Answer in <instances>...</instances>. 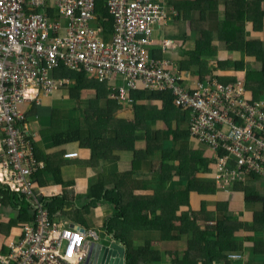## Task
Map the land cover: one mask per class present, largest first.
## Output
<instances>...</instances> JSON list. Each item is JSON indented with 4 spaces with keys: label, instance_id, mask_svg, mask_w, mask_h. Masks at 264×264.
Returning <instances> with one entry per match:
<instances>
[{
    "label": "crops",
    "instance_id": "0c3cea01",
    "mask_svg": "<svg viewBox=\"0 0 264 264\" xmlns=\"http://www.w3.org/2000/svg\"><path fill=\"white\" fill-rule=\"evenodd\" d=\"M194 1L204 9L200 18L190 10ZM166 4L176 11V16L154 29L150 52L154 58L163 59L165 47H173V60L168 57V61L178 64L183 83L191 84L214 72L221 81L220 76H233L222 82L240 78L247 85L246 71H259L255 66L261 68V63L245 53V43L228 39L230 34L240 36V19L229 17L226 21L227 13L235 9L233 0H166ZM194 24L197 27H192ZM246 34L252 40L248 30ZM200 37L207 38L210 48H204L197 57L193 52L197 50ZM260 41L264 47V40ZM232 45L235 50H228ZM182 61L187 62L183 69L180 68ZM240 63L243 65L241 70L234 67ZM72 79L67 88L55 90L52 94L44 93L41 102H24L27 106L22 107L26 117L25 137L30 139L37 158L45 164L36 175L39 203H43L51 219L58 224L80 226L85 231L98 233V242L87 240L85 243L87 257L92 253L97 255L102 244L110 245L115 240L124 248L126 261L131 250L141 251L150 245V252L160 253L156 262L168 264L175 255L181 256L185 252L186 243L163 240L155 228L158 226H153L149 234L142 232L144 220L132 217L135 206L131 204L134 197L173 194L184 189L187 179L192 177L211 181L210 173L216 160L214 151L189 135L188 112L176 106L165 108L163 99L151 96L153 91L139 87L130 93L129 99L120 103L116 100L119 105H115L107 98L113 99L110 95L113 86L124 84L120 77L101 82L104 84L100 86H107L110 90L108 97L103 94L104 90L92 85L73 95L72 83H76V78ZM89 79L97 80L93 76L87 77ZM246 94L251 96L249 88H246ZM96 102L105 107L112 105L114 120L92 129L84 127L79 138L66 140L64 133L71 127V117L74 120L84 115L89 119L98 118ZM172 132L176 133L175 139ZM100 135L101 139H95ZM87 140H94V145L84 144ZM113 140L116 142L111 144ZM70 152L79 154L66 156ZM184 162L190 164L187 173L163 179L170 167L181 166ZM250 176L252 178L246 176L243 181L232 184L227 193L217 190L210 193L212 196L206 198V208L208 212L214 211L215 216L232 215L237 220L240 218V223L247 224L248 229L240 228L235 234L238 237L237 254L242 259L238 262L263 264L264 202L247 200L244 192L252 190L264 199V179ZM189 198L192 208L197 210L200 196L190 194ZM36 214L33 202L27 196L0 186V255L8 253L6 246L9 243L20 241L23 227L34 222ZM144 214L150 213L145 210ZM254 219L258 220L257 223L253 222ZM213 223L206 225L212 228ZM150 252L146 262L139 260V264H156ZM169 253L171 257L165 256ZM147 260L153 261L149 263Z\"/></svg>",
    "mask_w": 264,
    "mask_h": 264
},
{
    "label": "built area",
    "instance_id": "2783aa9c",
    "mask_svg": "<svg viewBox=\"0 0 264 264\" xmlns=\"http://www.w3.org/2000/svg\"><path fill=\"white\" fill-rule=\"evenodd\" d=\"M98 2L0 0V186L27 196L37 212L0 264H82L86 240L99 241L95 231L54 222L39 203L36 175L45 164L25 137L19 104L41 102L44 93L68 87L73 79L58 75L62 69L85 71L99 82L120 77L124 84L110 94L119 103L139 83L151 91L169 90L189 113V135L215 153L217 190L228 191L252 174L264 179V99L249 100L241 79L222 82L207 75L183 83L178 64L153 58L154 29L176 16L166 0H105L111 32L99 24Z\"/></svg>",
    "mask_w": 264,
    "mask_h": 264
},
{
    "label": "trees",
    "instance_id": "16d2710c",
    "mask_svg": "<svg viewBox=\"0 0 264 264\" xmlns=\"http://www.w3.org/2000/svg\"><path fill=\"white\" fill-rule=\"evenodd\" d=\"M233 2H235V9L234 11L227 13L226 21L229 17H238V19H240V36L230 34L228 39L236 43L244 42L245 53L249 54L250 58L261 63V69L259 71L252 69L246 71L245 82L247 85L245 86L246 88H249V93L251 95L248 96L246 94V97L249 100L259 98L264 99V50L257 49L258 44H260L259 42H261L260 39L262 41L264 40V0H233ZM182 9L184 10V7H182ZM190 10L193 13L198 14L199 18L202 17L204 13V9L201 8V5L197 1L192 3ZM98 16L100 18L99 24L103 25L108 31L111 32L113 19L109 13V10L106 8L105 0H99L98 2ZM192 27H197V24H194ZM246 30H248L250 33L249 35L252 36V40L247 37ZM106 39L109 40L110 37L106 36ZM229 47L230 48L228 50H235L233 45ZM204 48H210V44L206 37H200L197 42V50L193 52V55L197 57L199 55L200 57L201 51ZM186 63L187 62L182 61V66H180V68L183 69L185 67L184 64ZM242 66V63L234 64V67L239 68L240 70L242 69ZM57 74L76 78V83H72L73 95L76 94L77 90L81 91L85 88V86L92 85L99 87V89L102 91L104 90L105 92H103V94L106 95V97L109 96V88L107 86H100L104 83H101L95 79L87 80V77L90 75H88L85 71L76 72L70 69H62L57 71ZM220 78L223 80H228L233 78V76L225 75L220 76ZM136 90L137 89H135V91ZM144 90L146 91L148 89ZM132 91L134 90H131V92ZM78 96H80V94H78ZM151 96L159 99L161 98V100L163 99L165 108L168 106L179 107L174 103L173 96L169 90L163 92L153 91ZM109 98H107V100L113 101L115 105H119L115 99L110 100ZM113 110V106L108 105L107 107L103 106V108H97L98 118L89 119L84 115L83 117L74 120L71 117V120L69 121L71 127H69V131L64 133V135L67 137L66 140L79 138L80 136H78V134L81 135V130L84 127H90L92 129L95 126L100 127L102 124L110 123L114 120ZM59 120L61 121L62 118H59ZM125 132L128 131L125 130ZM172 135L175 139L176 133L172 132ZM101 137L102 136L100 135L99 138L97 137L95 139H101ZM118 139H120V137H118ZM93 141L87 140L84 144L93 146ZM165 152L167 153L168 149H166ZM189 165L190 164L187 162H184L181 164V166L170 167L165 172L163 179L171 178L173 175L183 176V174L189 171ZM252 175L253 177L261 178L260 180H262L261 176L256 174ZM250 178H252V176L248 177V179ZM194 179V177L187 179L186 187L174 192L173 194L164 197H161L160 195L151 197L153 199L156 198V200L160 199V210H158L159 213H156L154 218L155 220H150L151 229L153 226H158L155 228L160 232L161 238L163 240L184 241V243H186L185 252L181 256L175 255V259L172 261L170 260L168 264H239L238 261L229 259L228 255L237 253L238 246L236 240L238 237H236L235 234L240 232V228L248 229V225L240 223V218L237 220L232 215L215 216L214 211L208 212L206 208V198L212 196L210 193H214L216 188L215 184L210 180L199 181ZM161 184L163 185V183ZM190 194H196L197 196H200L201 200L197 210H194L191 206L192 202L189 198ZM244 194L247 200L264 202V199L257 196L252 190H245ZM121 198L123 199V197ZM151 198L134 197L133 203H129L135 206L132 217L140 218L146 221L149 214L145 215V210L153 215L154 209L150 202ZM116 201L119 205V198H117ZM157 204H159V202ZM257 221V219L253 220L254 223H257ZM209 222H214L212 228L206 225ZM249 230H252V228L249 227ZM150 251V245L145 246V248L141 251L135 252L131 250L127 255V263L139 264V260L146 262V256H148ZM141 255L142 259L140 258ZM149 255H151L153 258L155 257L154 262H156L160 257V253L155 251L150 252ZM165 256L171 257L172 254H165ZM152 261L153 260H151V262ZM147 262L151 263L150 260H147Z\"/></svg>",
    "mask_w": 264,
    "mask_h": 264
},
{
    "label": "water",
    "instance_id": "95a60500",
    "mask_svg": "<svg viewBox=\"0 0 264 264\" xmlns=\"http://www.w3.org/2000/svg\"><path fill=\"white\" fill-rule=\"evenodd\" d=\"M81 231L85 232L84 229ZM124 253V248L114 240L110 245L102 244L98 254L94 255L92 253L89 255L84 264H127Z\"/></svg>",
    "mask_w": 264,
    "mask_h": 264
},
{
    "label": "rangeland",
    "instance_id": "374dc122",
    "mask_svg": "<svg viewBox=\"0 0 264 264\" xmlns=\"http://www.w3.org/2000/svg\"><path fill=\"white\" fill-rule=\"evenodd\" d=\"M221 19H222V17H221ZM181 24L183 25V23H182V21H181ZM165 46V45H164ZM167 47V46H166ZM165 47V50H164V54H163V59H161V60H165V61H168L169 59H168V57L170 58V59H172L173 60V57H174V55L171 53L173 50H172V48L173 47H167L166 48ZM257 49H262V50H264V47H263V45L260 43V44H258V46H257ZM175 51V50H174ZM234 51V50H233ZM233 51H231V52H233ZM207 55H211V54H208L207 53ZM238 59H239V57H238ZM175 60H177V58H175ZM174 60V61H175ZM255 68L256 69H261L260 67H256L255 66ZM227 69H234V68H232V67H228ZM69 75V74H68ZM212 75H215V73L214 72H211L210 73V75L209 76H212ZM236 80H240V78H237ZM142 84H140L139 83V87H141L142 88ZM67 88V87H66ZM98 102H96L95 104V107H96V109L98 108V107H101V108H103V106L102 105H99V104H97ZM68 104V103H67ZM67 104H65V105H67ZM25 106H27V104H23V103H20L19 104V109H21L22 110V107H25ZM100 137V136H99ZM116 142V140H113L112 142H111V144H113V143H115ZM96 145L97 146H101V143H99V142H96ZM213 172L214 171H211V173H210V176H212L213 175ZM151 198V197H150ZM150 202H151V204L153 205V209H154V214L152 215L151 213L148 215V217H147V221H143L142 223H141V230H142V232H146L147 234H149L150 232H151V224H150V220H153V218H155V215H156V213H157V211L158 210H160V199L159 200H156V198H151L150 199ZM159 202V204H157ZM213 223V222H212ZM6 247H8V246H6ZM156 264H161V263H156Z\"/></svg>",
    "mask_w": 264,
    "mask_h": 264
},
{
    "label": "clouds",
    "instance_id": "9594fccd",
    "mask_svg": "<svg viewBox=\"0 0 264 264\" xmlns=\"http://www.w3.org/2000/svg\"><path fill=\"white\" fill-rule=\"evenodd\" d=\"M214 171V170H213ZM213 177H214V172H213V175H212V179H211V181H213ZM217 189L215 188V191H216ZM230 190V189H229ZM228 190V191H229ZM217 191H220V190H217ZM228 191H221V192H225V193H227ZM51 218V217H50ZM54 221V220H53ZM55 222V221H54ZM33 223V222H32ZM29 224H31V223H29ZM25 225H27V224H25ZM75 227H77V228H79L80 230H82V228L80 227V226H75ZM72 228H74V227H72ZM85 233V232H84ZM87 241V240H86ZM230 255V254H229ZM235 255H239L240 256V254H235ZM86 259H87V256H86ZM235 261H239V262H241L242 261V259H241V256H240V258L239 259H237V260H235ZM86 262V260L82 263V264H84Z\"/></svg>",
    "mask_w": 264,
    "mask_h": 264
}]
</instances>
